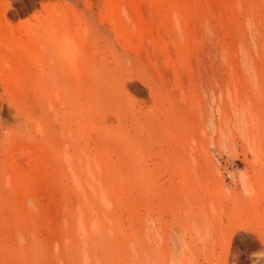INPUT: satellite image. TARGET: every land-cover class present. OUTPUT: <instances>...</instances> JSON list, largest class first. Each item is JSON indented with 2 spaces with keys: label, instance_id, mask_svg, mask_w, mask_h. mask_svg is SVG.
Wrapping results in <instances>:
<instances>
[{
  "label": "rangeland",
  "instance_id": "rangeland-1",
  "mask_svg": "<svg viewBox=\"0 0 264 264\" xmlns=\"http://www.w3.org/2000/svg\"><path fill=\"white\" fill-rule=\"evenodd\" d=\"M238 231L264 250V0H0V264H227Z\"/></svg>",
  "mask_w": 264,
  "mask_h": 264
},
{
  "label": "bare ground",
  "instance_id": "bare-ground-1",
  "mask_svg": "<svg viewBox=\"0 0 264 264\" xmlns=\"http://www.w3.org/2000/svg\"><path fill=\"white\" fill-rule=\"evenodd\" d=\"M245 237H246L245 242H242L241 234L239 231L237 232L236 236L234 237V239L236 238L235 242H237L236 244H240V247L244 248V251H242L238 246L235 247L233 252L227 257V260H226L227 264H229L230 262L231 264H247L248 262L250 261L254 262V260H257V259L260 260L259 263L264 264V250L260 252V254L254 256V254L251 251V245H250L251 239L249 238L248 235H245ZM263 248H264V245H263ZM209 262H210L209 264H212V261H209ZM198 263L202 264L200 262Z\"/></svg>",
  "mask_w": 264,
  "mask_h": 264
},
{
  "label": "built area",
  "instance_id": "built-area-1",
  "mask_svg": "<svg viewBox=\"0 0 264 264\" xmlns=\"http://www.w3.org/2000/svg\"><path fill=\"white\" fill-rule=\"evenodd\" d=\"M229 164H231V163L229 162Z\"/></svg>",
  "mask_w": 264,
  "mask_h": 264
}]
</instances>
